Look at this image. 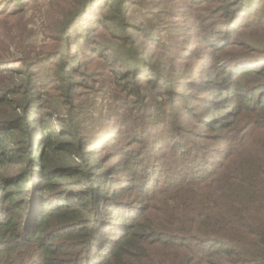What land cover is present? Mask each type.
<instances>
[{
	"label": "trees",
	"instance_id": "1",
	"mask_svg": "<svg viewBox=\"0 0 264 264\" xmlns=\"http://www.w3.org/2000/svg\"><path fill=\"white\" fill-rule=\"evenodd\" d=\"M18 1L20 7L22 0ZM48 1L36 0L42 4ZM189 1L214 4L215 12L211 13L218 15L207 34L211 42L219 37L229 45L231 35L240 34L244 46L252 47L253 54L236 60L232 57L226 60L230 66L226 62L220 66L224 82L211 78L201 82L206 85L209 80L207 90L214 89L215 98L234 101L236 95H249L243 110L249 125L241 136L221 134L219 143L225 147L216 151L201 149L191 140L188 145L161 140L166 148L144 160L155 163L151 168L155 178L144 185L152 206L142 202V217L147 209L154 211V217L142 228L137 224L129 227L127 221L136 220V212H130L125 201L118 200L117 192L103 185L105 175L90 163L94 158L87 157L88 147L98 144L96 138L104 139L100 130H94L99 120L86 123L91 124L86 132L83 118L76 122L79 116L72 112L64 115L61 108L76 107L75 89L81 86L76 77L84 75L77 74L80 69L75 66H80L85 49L119 60L134 61L139 54L126 48V56L112 47L116 42L106 50L93 46L90 27L75 30L73 25L90 4L81 0L65 14L60 37L68 35L75 46L82 41L84 49L57 53L58 60L41 66L43 60L37 57L21 60L22 67L11 70V76L0 83V255L23 249L31 255V250H36L35 260L27 264H264V0ZM5 3L0 0V16L7 12ZM143 4L145 12L150 3L146 0ZM110 9L125 10L120 0H112ZM120 15L116 17L122 18ZM211 17L200 16L202 21ZM221 25L223 31L219 30ZM148 28L144 26L141 31ZM247 29L251 34H246ZM65 30L70 33L66 35ZM112 31L115 36L116 31L125 33L126 28L114 26ZM248 60L260 62L256 68L238 66ZM128 66L131 68L117 76L128 80L144 71L135 64ZM176 73L177 78H184L180 70ZM155 76L163 77L157 72ZM245 77H252L253 84L240 86L238 80ZM53 83L59 85L56 95L49 91ZM191 85L198 89L200 83ZM255 95L261 99L256 100ZM57 116L68 119L69 124H61L57 130L52 122ZM218 117L202 124L214 131L222 129ZM186 145L189 148L179 152ZM144 165L146 174L150 168ZM66 173L69 176L65 179L77 175L87 186L73 188L67 180L68 188L64 189L56 181ZM134 205L131 208L135 209ZM95 215L99 218L93 226L90 218ZM85 220L87 224L77 223ZM17 258L16 264H25ZM8 261L6 264H14Z\"/></svg>",
	"mask_w": 264,
	"mask_h": 264
},
{
	"label": "rangeland",
	"instance_id": "2",
	"mask_svg": "<svg viewBox=\"0 0 264 264\" xmlns=\"http://www.w3.org/2000/svg\"><path fill=\"white\" fill-rule=\"evenodd\" d=\"M80 1L49 0L47 4H42L36 0H22L23 4L18 7V0H6L7 12L0 16V83L5 77L11 76V70L22 67L21 60L37 57L43 60L39 64L41 66L58 60L57 53L84 49L82 41L78 46L72 44L73 41L67 35L72 29L64 31L66 38L60 37L65 14L71 7H78ZM145 1L120 0V6L125 10L119 11L110 9L112 0H89L90 4L83 8L80 19L75 25L72 24L75 30L82 31L90 27L94 31L91 35L93 46L100 45L106 50L112 42H116L113 48L120 49L126 56L125 49L133 48L142 59L137 56L134 61L126 58L119 60L117 57H105L106 55H102L104 52L94 53L85 49L80 66H75L80 69L77 74L84 75L83 78L76 77L81 83L75 89L78 96L74 105L76 107L61 108L64 115L72 112L74 116H79L76 122L81 123L83 118V130L86 132L91 128V124L86 123L99 120L98 128L94 130H100V136L104 139L96 138L98 144L88 147L87 157L92 156L94 162L90 163L98 167L99 174L105 175L103 185L106 184L110 191L115 190L118 200L123 199L125 202L120 201L125 203L124 206L130 212H136L137 219L129 223L127 221L128 226L137 224L140 228L148 225L154 217L151 209H147L142 217V202L152 206V201L145 197L148 193L145 192L147 188L144 185L155 178L151 170L155 163H146L144 160L146 156L158 154L166 148V144H160L161 140L168 144L177 140L187 145L191 140L201 149L221 150L225 147L219 143L221 134L237 138L241 136L243 128L249 125V117L243 112L249 95H236L234 101L215 98V90L211 87L207 90L209 80L206 85L201 82L208 78L224 82L226 78L218 70L221 65H225L223 63L227 59L244 58L253 54L252 47L244 46V39L240 34L231 35L229 45L219 37L210 41L207 34L213 26L211 22L218 15L211 13L215 12L214 4H193L189 0H147L150 5L142 12ZM204 8L209 10L202 13L200 10ZM117 14H121L122 18L116 17ZM207 15L213 17L202 21L200 16ZM104 24L106 25L103 26ZM114 26L126 28L125 33L116 31L114 36ZM144 26L149 28L142 32ZM222 28L221 25L219 30L223 31ZM245 31L246 34H251L250 29ZM259 62L242 61L238 66L256 68ZM129 64L144 68L141 75L128 78L131 82L124 76H117L118 72L131 68L132 65L127 67ZM49 65L55 68L54 65ZM226 66H230V62H226ZM176 70H180L184 78H177ZM156 72L163 77L157 79ZM166 81L171 83L166 84ZM191 82L200 83L199 88L191 87ZM238 84L250 86L253 84L252 77L239 79ZM49 88H52L49 90L52 94L59 93L57 83ZM254 98L260 100L261 95H255ZM215 117L221 121L219 125L222 129L214 131L202 124V121ZM60 118L57 116L52 120L57 130L61 124H69L68 119ZM153 135L157 136L156 141ZM187 145L177 149L183 152L189 148ZM169 148L166 152L170 154L172 150ZM74 160L78 162L77 159ZM144 164L150 168L146 174L143 173L146 166ZM60 176L64 178L56 182L64 189L68 188L65 186L67 180L73 188L76 186L84 189L87 186V182L80 181L77 175L68 179H65V176H69L68 173ZM76 183L80 185H74ZM133 204L135 209L131 208ZM83 212L81 214L84 215L85 210ZM98 218L99 216L91 217L90 225L96 224L94 220ZM80 222L87 224V220L77 223ZM31 252L30 255L23 249L21 252L16 250L11 255H0V264H6L8 260L7 263L13 261L16 264L17 256L18 262L27 264L35 260L37 251ZM22 257L24 259L20 261ZM65 259L64 256L63 261Z\"/></svg>",
	"mask_w": 264,
	"mask_h": 264
}]
</instances>
